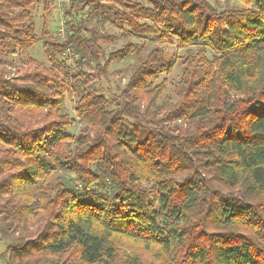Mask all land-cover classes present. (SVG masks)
<instances>
[{
    "label": "trees",
    "instance_id": "obj_1",
    "mask_svg": "<svg viewBox=\"0 0 264 264\" xmlns=\"http://www.w3.org/2000/svg\"><path fill=\"white\" fill-rule=\"evenodd\" d=\"M212 1L73 0L65 38L43 31L42 48L77 69L28 60L11 74L2 56L37 43L31 10L54 0H0L5 264H264V0ZM86 9L156 45L105 55L112 37L77 19ZM173 44L182 72L175 100L158 105ZM136 55L108 110L90 86Z\"/></svg>",
    "mask_w": 264,
    "mask_h": 264
},
{
    "label": "rangeland",
    "instance_id": "obj_2",
    "mask_svg": "<svg viewBox=\"0 0 264 264\" xmlns=\"http://www.w3.org/2000/svg\"><path fill=\"white\" fill-rule=\"evenodd\" d=\"M73 0H54L53 4L49 7V10H45L43 6H35L31 10L32 19L35 24V32L38 37L37 43L26 53L15 54V55H3L2 58L5 60L8 70L11 74L15 72H21L25 68V64L28 60H34L41 63L45 68H49L52 65L63 63L67 67L77 69L76 60L69 53L66 52L61 56L56 57L53 61L45 53L42 48V32L47 33V37L54 41H61L66 36L65 25L68 19L64 16L66 10H68L70 3ZM213 4L212 0H205ZM221 7L235 8L240 7L237 0H219ZM87 9L79 12L77 19L84 21L86 28L93 29L102 34L112 37L110 43L103 44L100 46L103 48L105 55L120 49L126 43L139 44L140 55L145 54L155 43L144 40L143 42L131 38L127 33L118 27H115L110 22L100 23L94 17L90 18L87 15ZM166 54V57L174 63V68L169 75H162L159 77V83L164 82L166 84V91L162 98L157 102L161 105L164 99L174 101V89L178 84L179 78L182 72L181 62L184 57L185 49H177L176 45H166L162 48ZM191 50H195V47H191ZM213 53L208 51L207 58L211 59ZM139 56H133L129 60L122 63H112L108 67V77L105 80L94 82L90 88V92L101 93L107 99L108 110L115 108V95L118 90L129 79L133 69L138 64ZM84 70L88 72V68L84 67ZM77 98H75L76 100ZM64 113L68 116L75 118L72 103L66 98ZM86 128V123L78 121L76 125L67 129V134L72 137L78 136V134ZM70 180H74L71 174H67ZM6 243L0 240V255L5 251ZM0 264L5 262L0 259Z\"/></svg>",
    "mask_w": 264,
    "mask_h": 264
}]
</instances>
